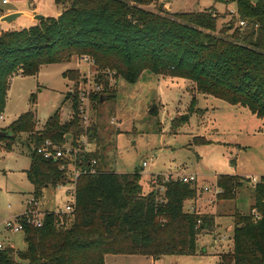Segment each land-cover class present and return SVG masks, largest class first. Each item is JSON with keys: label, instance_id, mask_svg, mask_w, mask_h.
<instances>
[{"label": "trees", "instance_id": "trees-1", "mask_svg": "<svg viewBox=\"0 0 264 264\" xmlns=\"http://www.w3.org/2000/svg\"><path fill=\"white\" fill-rule=\"evenodd\" d=\"M69 0H56L67 5ZM160 0H72L57 18L48 17L36 26L14 31L0 30V115L4 114L10 81L15 76H36L43 66L63 64L72 58H89L103 72L95 79L102 85L103 100L115 99L108 75L114 73L130 84L144 73L192 82L197 93L210 95L264 117V0H233L240 21L231 38L216 36L214 8L199 13L169 14L145 9ZM3 12L0 8V18ZM78 71L64 73L77 81ZM102 78V79H101ZM110 97L106 98V95ZM98 96L97 104H102ZM72 118L62 123L59 109L37 131L36 113L22 114L0 137L11 151L18 136L27 134L35 145L27 179L34 198L44 190L67 183L61 170L69 159H46L37 149L51 142L57 147L77 145L87 133L78 113L77 95L71 92ZM92 100L95 102V100ZM35 105V97H32ZM195 101H193V104ZM194 108V105H191ZM182 122V121H181ZM177 124L176 127L185 122ZM98 128L88 129L91 141ZM95 174H82L77 182L76 207L68 216L46 212L41 228L26 226L27 248L0 251V264H106L108 255L196 256L198 238L211 231L214 218L185 211L187 201L198 198L192 183L168 180L164 193L144 194L138 172L117 174L99 167L96 153L80 154L75 165ZM244 179L219 176L220 200H234ZM255 204L248 215L235 212L233 251L220 256V264H264V177L254 186ZM21 218V217H19ZM66 219H70L67 226Z\"/></svg>", "mask_w": 264, "mask_h": 264}, {"label": "rangeland", "instance_id": "rangeland-1", "mask_svg": "<svg viewBox=\"0 0 264 264\" xmlns=\"http://www.w3.org/2000/svg\"><path fill=\"white\" fill-rule=\"evenodd\" d=\"M251 1L255 4L258 0ZM161 2L170 5L172 14L199 13L214 8L219 16L218 32L231 24L234 27L231 32L217 33L216 36L231 38L235 28L246 29L240 26L233 0ZM161 2L145 9L156 12L163 8L166 11ZM1 8L10 10L12 6L1 5ZM24 19L12 24L3 23L1 29L15 30L19 24L28 28ZM71 70L78 71L77 81L64 78V73ZM97 70L93 63L74 57L70 62L43 66L36 76L13 77L2 130L8 129L30 110L36 113L37 131L43 129L47 120L60 108L61 120L66 123L73 115L72 98L66 100L67 95L91 90L89 125H96L98 133L94 140H89L90 146L84 148L98 155L101 169L117 174L140 173L144 194L155 190L162 195L161 185L166 181L195 175L197 180L192 184L200 201L197 213L208 215L214 221L213 208L219 211L220 216L228 215L221 221L220 235L225 238L215 239L211 235L214 227L204 232L198 238L196 256L148 257L155 260L153 263L145 256H120L118 264H126V259L130 264H220V256L233 251L231 230L234 220L229 215L250 213L255 203L254 186L264 177V117L253 114L248 108L197 93L192 82L160 77L150 72L144 73L135 84L111 73L108 78L116 97L97 104L95 99L103 91V87L98 93L92 90L96 86L95 79L103 74ZM32 97H35V105H32ZM153 107L155 110L150 112ZM174 122L185 123L176 127ZM34 150L35 145L27 134L18 136L11 151H6L0 144V226L7 220L24 215L28 201L34 198V187L26 173ZM144 162L148 163L147 168L143 167ZM219 176L244 179L234 200L219 199L224 195L223 190L217 188ZM67 191V187L45 189L35 210L65 211L72 203ZM218 191L221 192L217 194ZM189 205L188 202L186 207ZM64 215L69 217V214ZM66 221L69 226L70 219ZM3 234L1 241L5 247H13L15 251L26 250L24 233ZM107 263L110 264L109 259Z\"/></svg>", "mask_w": 264, "mask_h": 264}, {"label": "built area", "instance_id": "built-area-1", "mask_svg": "<svg viewBox=\"0 0 264 264\" xmlns=\"http://www.w3.org/2000/svg\"><path fill=\"white\" fill-rule=\"evenodd\" d=\"M26 0H1L2 5H9L14 3H21L25 2ZM240 26L242 28H246L247 23L245 21H240ZM87 62L92 61L89 58L84 59ZM96 83V82H95ZM94 88L92 89L95 93H98L99 90H101L102 85H99L98 83L95 84ZM103 90V88H102ZM78 99V113L79 117L82 120V126L85 128L87 133H84L80 139L77 142V145H64L62 147H57L51 142H46L43 147L37 149V152L41 155H43L46 159H69L71 162L68 165L63 164L61 167V170L66 172V179L68 186L70 189L68 190L69 196L72 200V203L68 205L65 209V211H58L57 214H70L75 210L76 207V188H77V182L79 177L82 174H95L96 168V161L94 160L91 163V169L89 171L79 169L75 165V161L77 157L82 153H90L89 149H85L84 147L90 146L89 140H90V134H88V129L90 127V120H89V113L92 105L90 104L91 100V90L90 91H83L82 93L77 94ZM4 121V116L0 115V131L2 130L1 124ZM115 124V122H113ZM143 167L147 168L148 163L144 162ZM182 183H193L196 182L197 177L195 175H188V176H181L178 179ZM65 184V185H66ZM64 185L60 184L57 187L62 188ZM206 191H208V188H205ZM219 190V189H218ZM218 191L217 194H219ZM40 202L38 199L33 198V200L29 201L27 204V210L26 213L22 216H19L13 220H7L0 226V251L5 248L4 243L1 241V238L3 237V233H24V229L26 226H33L35 228H41L44 224V217L45 213L36 211L35 209L38 208Z\"/></svg>", "mask_w": 264, "mask_h": 264}, {"label": "crops", "instance_id": "crops-1", "mask_svg": "<svg viewBox=\"0 0 264 264\" xmlns=\"http://www.w3.org/2000/svg\"><path fill=\"white\" fill-rule=\"evenodd\" d=\"M161 1L162 0H160V2ZM71 2H72V0H69L67 2V5L65 6V5H59V4H57L56 3V0H26L25 2H21V3H14V4H9V5H2L1 4V0H0V8H1V5L2 6H12V9H10V10H4L3 8H1V10L3 12L1 18L4 17L5 15L11 14V13H23V16H21L20 18H25L24 19L25 20V24L24 25H28V28H30V27L36 26L39 23L35 19L36 16L42 15L45 18H48V17L57 18V17H59L65 11L66 7H69L71 5ZM162 5L166 6V12L168 11L167 13L172 14L170 5L168 3H165L164 2V3H162ZM20 18H18L14 23H16ZM2 24L3 23L0 22V30L1 31H14V30L8 29V28L1 29L2 28ZM21 29H25V28H23L22 24H19V26H16V28H15V30H21ZM2 115H4V114H2ZM62 123H64V122L62 121ZM1 131H4V130H1ZM65 145H72V144L70 143V141H68V143L65 144ZM1 146H2V144H1ZM65 187H67L68 190L70 189V187L68 186V184L64 185L62 188L56 187L55 189H60L61 190V189H64ZM67 194L69 196V192L68 191H67ZM38 200L40 202L41 198L38 199ZM188 202L190 203V205L186 207V204ZM188 202H186V204H185V211L190 212V213L197 212L198 209H199V205L197 203L200 202L198 200V198L195 199V200H192V201H188ZM212 210H213V214L215 216V225H214L213 234H211V235H213V237L215 239H220L221 240L222 238H225V237H222L220 235V230L223 227V225L221 223L222 217L223 216H228V215H222V216H220L219 215V211H216L215 208H213ZM47 211L49 212V210H45V212H47ZM51 212H55V211H51ZM233 215L234 214H231L229 216L232 217V219L234 220ZM233 230H234V225H233L232 230H231L232 237H233ZM120 256H125V255H108V256H106V258H105L106 264H108L107 263V259L110 260V264H118V261L120 260L118 258ZM131 257H134V258L135 257H138L139 258L140 256H126V258H131ZM141 257H143V256H141ZM145 258H148V257H145ZM148 259L151 261V263L155 262V260L153 258H148ZM128 260L129 259H126V264H130L129 262H127Z\"/></svg>", "mask_w": 264, "mask_h": 264}, {"label": "water", "instance_id": "water-1", "mask_svg": "<svg viewBox=\"0 0 264 264\" xmlns=\"http://www.w3.org/2000/svg\"><path fill=\"white\" fill-rule=\"evenodd\" d=\"M21 16H23V13H11V14H7V15H5L4 17H2V18L0 19V22H2V23H7V24H12V23H14L18 18H20ZM44 18H45V17L42 16V15H38V16L35 17V19H36L38 22L44 20ZM103 102H104V100H103V98H102V103H103ZM154 110H155V107H153V108L151 109L150 112H153ZM7 135H9L8 132L0 131V137L7 136ZM71 140H72V136H68V137H67V141H71Z\"/></svg>", "mask_w": 264, "mask_h": 264}]
</instances>
